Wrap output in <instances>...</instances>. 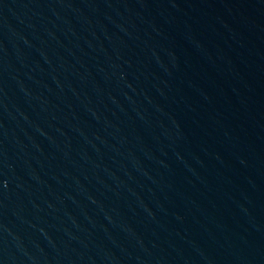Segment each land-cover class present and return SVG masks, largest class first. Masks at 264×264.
I'll use <instances>...</instances> for the list:
<instances>
[{"label": "water", "instance_id": "1", "mask_svg": "<svg viewBox=\"0 0 264 264\" xmlns=\"http://www.w3.org/2000/svg\"><path fill=\"white\" fill-rule=\"evenodd\" d=\"M0 264H264V0H0Z\"/></svg>", "mask_w": 264, "mask_h": 264}]
</instances>
